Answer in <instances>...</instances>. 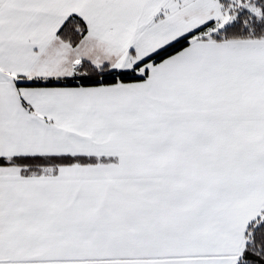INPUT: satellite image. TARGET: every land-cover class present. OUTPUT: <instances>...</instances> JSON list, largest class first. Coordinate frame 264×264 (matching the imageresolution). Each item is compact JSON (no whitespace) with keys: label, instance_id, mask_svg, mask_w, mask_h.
I'll use <instances>...</instances> for the list:
<instances>
[{"label":"snow or ice","instance_id":"obj_1","mask_svg":"<svg viewBox=\"0 0 264 264\" xmlns=\"http://www.w3.org/2000/svg\"><path fill=\"white\" fill-rule=\"evenodd\" d=\"M0 264H264V0H0Z\"/></svg>","mask_w":264,"mask_h":264}]
</instances>
